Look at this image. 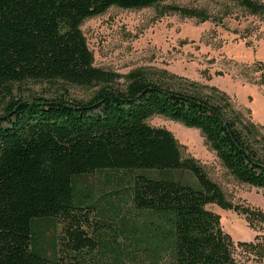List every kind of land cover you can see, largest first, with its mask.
<instances>
[{
  "label": "trees",
  "instance_id": "obj_1",
  "mask_svg": "<svg viewBox=\"0 0 264 264\" xmlns=\"http://www.w3.org/2000/svg\"><path fill=\"white\" fill-rule=\"evenodd\" d=\"M165 1L0 0V91L32 79L111 82L112 73L93 64L82 20L115 5L146 8ZM232 1L264 15L262 0ZM169 8L210 17L199 8ZM154 114L200 128L237 179L264 187V160L235 122L196 94L135 77L127 90L105 85L88 102L13 97L0 113V264L108 263V243L91 227L95 207L77 198L74 188L76 177L104 170L132 174L130 197L141 216L122 225L130 259L235 264L237 246L264 256V247L236 243L222 229L219 214L207 207L232 209V203L198 164L182 158L167 130L147 124ZM175 171L191 172L199 187L176 178ZM55 220L61 228L50 256L40 246L36 223ZM112 252L120 260L123 252Z\"/></svg>",
  "mask_w": 264,
  "mask_h": 264
},
{
  "label": "rangeland",
  "instance_id": "obj_2",
  "mask_svg": "<svg viewBox=\"0 0 264 264\" xmlns=\"http://www.w3.org/2000/svg\"><path fill=\"white\" fill-rule=\"evenodd\" d=\"M170 6L199 8L210 17H186ZM79 28L94 55V66L111 72V82H14L0 91V113L13 97L88 102L105 85L125 91L133 78L142 77L208 99L236 123L264 160V15L252 14L232 0H168L146 8L115 5L84 18ZM146 122L167 130L182 158L198 164L232 203V209L216 204L207 207L219 214L222 229L236 243L264 247V187L237 179L200 128L163 114H154ZM147 173L159 177L156 171ZM130 175L104 170L74 180L77 198L95 207L91 227L108 243L104 246L105 254L110 255L106 264H140L139 259L124 253L129 239L122 225L141 216L131 201ZM173 175L199 187L189 171H175ZM253 213L260 218L255 219ZM248 215L254 220L249 221ZM36 226L41 232V248L53 255L60 221H38ZM112 250L123 252L120 260L114 258ZM255 251L237 246L235 264H264V256ZM167 261L164 254L162 262Z\"/></svg>",
  "mask_w": 264,
  "mask_h": 264
}]
</instances>
